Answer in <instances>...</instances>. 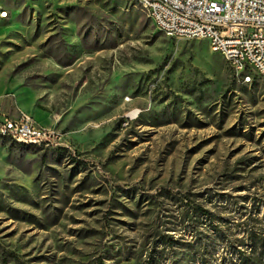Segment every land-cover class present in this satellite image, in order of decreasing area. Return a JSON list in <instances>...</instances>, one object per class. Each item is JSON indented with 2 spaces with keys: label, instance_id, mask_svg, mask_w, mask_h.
Here are the masks:
<instances>
[{
  "label": "rangeland",
  "instance_id": "obj_1",
  "mask_svg": "<svg viewBox=\"0 0 264 264\" xmlns=\"http://www.w3.org/2000/svg\"><path fill=\"white\" fill-rule=\"evenodd\" d=\"M0 11V110L55 131L0 140V264H242L264 237V76L132 0Z\"/></svg>",
  "mask_w": 264,
  "mask_h": 264
},
{
  "label": "built area",
  "instance_id": "obj_2",
  "mask_svg": "<svg viewBox=\"0 0 264 264\" xmlns=\"http://www.w3.org/2000/svg\"><path fill=\"white\" fill-rule=\"evenodd\" d=\"M168 36L205 39L244 83L264 76V0H132ZM5 12L0 11L4 16ZM55 131L25 112L0 110V140L46 147Z\"/></svg>",
  "mask_w": 264,
  "mask_h": 264
},
{
  "label": "trees",
  "instance_id": "obj_3",
  "mask_svg": "<svg viewBox=\"0 0 264 264\" xmlns=\"http://www.w3.org/2000/svg\"><path fill=\"white\" fill-rule=\"evenodd\" d=\"M207 211H204V213ZM250 242L252 243L253 251L251 255L246 254L243 250L238 251L239 260L242 264H254V262L258 261L264 256V237H261L259 234H251ZM259 251H256L258 249Z\"/></svg>",
  "mask_w": 264,
  "mask_h": 264
},
{
  "label": "crops",
  "instance_id": "obj_4",
  "mask_svg": "<svg viewBox=\"0 0 264 264\" xmlns=\"http://www.w3.org/2000/svg\"><path fill=\"white\" fill-rule=\"evenodd\" d=\"M10 113V112H9ZM12 114V113H11Z\"/></svg>",
  "mask_w": 264,
  "mask_h": 264
}]
</instances>
